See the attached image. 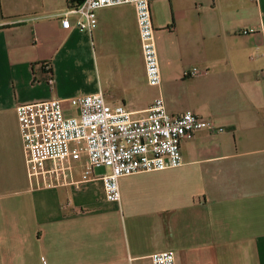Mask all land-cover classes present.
<instances>
[{"label":"crops","instance_id":"obj_1","mask_svg":"<svg viewBox=\"0 0 264 264\" xmlns=\"http://www.w3.org/2000/svg\"><path fill=\"white\" fill-rule=\"evenodd\" d=\"M68 3L0 0V264H151L169 251L176 264H264V0H152L159 88L131 5L99 10L87 34L62 29ZM96 93L135 118L161 96L170 115L221 131L184 140L179 168L120 178L118 203L97 179L37 189L16 107Z\"/></svg>","mask_w":264,"mask_h":264},{"label":"built area","instance_id":"obj_2","mask_svg":"<svg viewBox=\"0 0 264 264\" xmlns=\"http://www.w3.org/2000/svg\"><path fill=\"white\" fill-rule=\"evenodd\" d=\"M152 0H83L68 3L60 17L62 29L92 34L97 12L104 8L131 5L134 8L146 82L159 88L161 72L154 40L150 3ZM74 18L72 22L70 19ZM244 35L248 31H243ZM42 66L50 72L51 65ZM198 74L193 68L187 75ZM49 84L53 80L49 78ZM73 111L67 114L63 105ZM28 177L37 189L53 190L80 186L93 179L103 185L105 199L120 201L118 181L137 173H155L182 166L181 144L197 131L220 132L192 112L170 115L161 96L146 115L135 118L123 105L110 106L102 93L18 105L15 109ZM82 168L80 181L73 169ZM106 173L94 177L93 171ZM151 264H176L173 252L154 254Z\"/></svg>","mask_w":264,"mask_h":264},{"label":"trees","instance_id":"obj_3","mask_svg":"<svg viewBox=\"0 0 264 264\" xmlns=\"http://www.w3.org/2000/svg\"><path fill=\"white\" fill-rule=\"evenodd\" d=\"M72 4H80L83 2V0H69Z\"/></svg>","mask_w":264,"mask_h":264}]
</instances>
